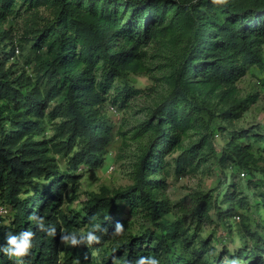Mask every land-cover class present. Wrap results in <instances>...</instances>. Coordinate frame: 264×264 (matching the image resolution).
Wrapping results in <instances>:
<instances>
[{
    "label": "trees",
    "instance_id": "1",
    "mask_svg": "<svg viewBox=\"0 0 264 264\" xmlns=\"http://www.w3.org/2000/svg\"><path fill=\"white\" fill-rule=\"evenodd\" d=\"M21 7L29 18L14 44L10 23ZM23 42L32 52L25 66L15 53ZM253 67L264 83V0H0V205L11 210L0 215V247L7 235L32 231L24 264H132L142 256L160 264H264V123L233 127L256 99L240 98L236 86ZM154 68L166 93L141 125L146 141L131 184L101 187L72 208L77 171L102 168L114 138L105 95L118 78ZM120 93L114 103L133 94ZM209 164L224 172L226 190L198 192L190 214L177 208L166 195L169 177ZM238 170L258 191L253 205L235 181ZM33 213L56 235L30 221ZM246 213L261 224L252 231L243 221L240 244L216 240L217 253L215 237L201 235L214 222L216 231H233L230 220L246 221ZM189 217L195 227L185 224ZM117 222L124 232L113 236ZM97 225L101 241L88 246L80 235ZM62 234L79 243H61ZM0 264L15 261L0 251Z\"/></svg>",
    "mask_w": 264,
    "mask_h": 264
},
{
    "label": "rangeland",
    "instance_id": "2",
    "mask_svg": "<svg viewBox=\"0 0 264 264\" xmlns=\"http://www.w3.org/2000/svg\"><path fill=\"white\" fill-rule=\"evenodd\" d=\"M43 12V11H41ZM43 16L46 15L44 12ZM29 12L21 7L17 10L11 21L13 42L17 43L23 36V32L28 22ZM32 54L29 45L25 42L22 44L21 53L16 54L20 65H24L25 59ZM155 65H152L154 67ZM30 72V69H28ZM162 73L158 68L146 70L144 73H129L126 77L118 78L115 85L105 95L104 111L107 118L112 120L114 138L108 147V155L102 168L84 171L81 166L77 171L81 174V178L77 184L76 198L73 200L72 208L78 209L86 202L88 195L91 192H99L101 187L116 189L125 187L131 184L132 172L134 170L137 156L140 154L143 143L146 141L145 133L142 134V123L148 120L156 103L166 93V83L161 78ZM127 86V89H123ZM240 98L255 96L254 103H251L242 116L233 122L235 129H248L259 123H264V83L262 75L255 67L251 68L248 73L236 83ZM121 90L132 91L133 94L125 100L124 104L119 101L113 102V96L121 94ZM136 92V93H134ZM58 120L53 121V123ZM51 123H47L48 127H53ZM54 131H49L47 136H51ZM228 135L220 136L216 139V143L222 147L226 144ZM61 167H64L62 160ZM229 169H227V172ZM230 172V171H229ZM244 171H236L235 181L239 186H243V195L248 196L249 203H255L254 188L249 187L247 181L251 179V175ZM224 172L216 164H209L201 167L198 170H187L181 176L171 175L168 179V188L166 195L173 203H179L177 208L184 209L189 212L194 204V198L198 192H205L209 195L216 196L220 191L226 190V185L220 188V183L223 181ZM224 183V182H223ZM248 186V187H247ZM68 194H72V189L69 187ZM258 194V193H257ZM254 202V203H253ZM8 207V206H7ZM261 216H264V211L259 206ZM7 216L11 215V210L8 207ZM247 220L242 218H233L230 222L233 224V231L228 228L216 231L215 222L207 223L204 226V232L201 234L205 238L210 236L215 237L212 243L216 246V252H220L221 245L229 246L231 240H238V230H242V222L250 226L252 231L258 230L261 224L262 217H256L251 213H246ZM215 219V216H214ZM185 224L188 226H196L192 223L190 217L186 219ZM203 226L201 228H203ZM220 240V242H216ZM238 240L235 244H240ZM226 261V258L224 259Z\"/></svg>",
    "mask_w": 264,
    "mask_h": 264
},
{
    "label": "clouds",
    "instance_id": "3",
    "mask_svg": "<svg viewBox=\"0 0 264 264\" xmlns=\"http://www.w3.org/2000/svg\"><path fill=\"white\" fill-rule=\"evenodd\" d=\"M212 3L215 4H226L227 0H212ZM28 219L30 221H34L40 230L45 231L50 236L56 235V229L51 227V230H46L44 227L43 218H37L35 213L31 214ZM99 230V225L95 226L92 231L87 232V234H81V237L86 238L87 245L91 246L92 244H99L101 238L95 234V231ZM103 231L107 232L108 230L105 228ZM124 232V226L119 222L116 224V231L113 233V236L122 235ZM72 239L69 241L68 237L64 234L61 235V243L64 244H72L76 245L79 243L75 238L76 234H71ZM34 238V233L32 231H22L19 234L12 235L9 234L6 237L7 244L6 246L0 247V251H2L10 260H14L15 264H24V257L30 254L32 248V240ZM132 264H160V261L154 257H140L138 260L132 262Z\"/></svg>",
    "mask_w": 264,
    "mask_h": 264
},
{
    "label": "built area",
    "instance_id": "4",
    "mask_svg": "<svg viewBox=\"0 0 264 264\" xmlns=\"http://www.w3.org/2000/svg\"><path fill=\"white\" fill-rule=\"evenodd\" d=\"M15 53L16 54L20 53V50L18 47L15 48ZM5 214H7V209L4 205L1 204L0 205V215H5Z\"/></svg>",
    "mask_w": 264,
    "mask_h": 264
}]
</instances>
